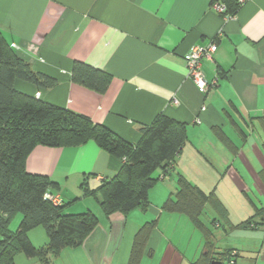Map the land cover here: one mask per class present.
Returning <instances> with one entry per match:
<instances>
[{"label":"crops","instance_id":"obj_1","mask_svg":"<svg viewBox=\"0 0 264 264\" xmlns=\"http://www.w3.org/2000/svg\"><path fill=\"white\" fill-rule=\"evenodd\" d=\"M0 30L36 71L59 80L42 90L18 83L22 90L88 115L130 142H137L140 127L159 114L186 123L188 140L163 180L177 184L179 172L202 188L195 181L222 174L240 181L243 190L247 179L256 180L264 192V0H244L230 18L212 0H0ZM213 41L218 46L213 59L203 61L211 87L203 94L188 77L186 55ZM77 60L113 76L105 93L72 81ZM119 165L92 140L79 146L38 145L28 155L29 172L60 183L55 193L66 212L91 210L99 218L82 246L64 249L49 264H128L135 234L154 219L159 221L149 242L154 254L142 264H191L204 251L202 234L186 216L162 209L177 189L169 192L156 184L148 211L110 217L93 196L82 197L85 177L91 189L97 188ZM21 218H14L12 229ZM40 228L29 233L36 246L48 240ZM15 262L44 264L22 253Z\"/></svg>","mask_w":264,"mask_h":264},{"label":"trees","instance_id":"obj_2","mask_svg":"<svg viewBox=\"0 0 264 264\" xmlns=\"http://www.w3.org/2000/svg\"><path fill=\"white\" fill-rule=\"evenodd\" d=\"M216 2L226 7L220 13L223 17L234 16L241 6L240 0H212L213 4ZM13 44L0 30V264H16L15 257L20 253L49 264L64 249L82 246L99 224V218L91 210L66 212L62 199L56 205L46 197L49 193L58 195L55 192L61 186L48 175L27 170V157L34 147L79 146L95 141L120 165L116 175L102 181L97 188L91 189L85 177L80 185L82 197L93 196L107 217L116 212L127 215L137 208L148 211L150 190L175 169L177 157L188 140V127L159 114L152 123L140 127L137 142H130L88 115L19 88L18 83L23 82L37 90L48 89L57 86L59 80L36 71ZM112 78L106 70L79 60L74 63L71 76L73 82L99 93L108 90ZM216 131L224 143L230 144L223 131ZM157 170L160 173L155 176ZM176 175L177 191L170 194L162 209L186 216L202 234L204 251L191 264L214 261L238 264L236 249L219 250L213 228L223 227L226 232L264 228V207L248 219L234 223L215 190L206 192L183 174ZM209 204L219 216L211 225L201 219ZM17 215L22 218L18 227L12 229L11 223ZM257 215L261 221L255 220ZM158 225V219H154L138 229L128 264H142L145 257L153 256L149 242ZM39 226L45 229L48 240L36 246L29 233Z\"/></svg>","mask_w":264,"mask_h":264},{"label":"rangeland","instance_id":"obj_3","mask_svg":"<svg viewBox=\"0 0 264 264\" xmlns=\"http://www.w3.org/2000/svg\"><path fill=\"white\" fill-rule=\"evenodd\" d=\"M159 173L160 171L157 170L154 174L155 176H158ZM174 176L176 177L175 179H177V176ZM170 179L158 181L157 187L160 188V185H163L166 189H169V192L176 190V180L175 184L172 185L170 183ZM195 182L202 184V189L206 192H211L216 188L217 194L227 206L231 221L234 223H240L248 219L250 216L259 211L258 208H263L264 206V192L262 193L259 190L256 180L247 179L246 183L248 184V189L246 190H243L237 186L236 183L240 181H233L228 178H224L222 174L213 176V178L197 180ZM214 218H219V216L209 204L206 206L201 219L207 225H211V222ZM255 220L261 221V216L257 215ZM40 227V229H44L42 226ZM213 230L215 232L220 251L232 248L236 250L238 249L240 251L241 256L238 259L239 264H264L263 229L253 230L239 228L235 229L234 231L229 229V232H226L222 227L213 228ZM187 234L189 235L191 232L187 231ZM191 247H194V242H192ZM187 253H190V249L187 250ZM186 262L187 261H185L183 264H186Z\"/></svg>","mask_w":264,"mask_h":264},{"label":"built area","instance_id":"obj_4","mask_svg":"<svg viewBox=\"0 0 264 264\" xmlns=\"http://www.w3.org/2000/svg\"><path fill=\"white\" fill-rule=\"evenodd\" d=\"M240 1L243 2L244 0ZM213 5L219 13H223L226 10L225 5L221 2H216ZM13 46L15 49L20 48L17 43H14ZM217 48L218 46L216 42L213 41L204 45L194 46L186 55L188 77L195 83L199 91L203 94H206L211 87V83L207 79L206 73L203 70V61L212 60ZM46 197L56 205H59L62 202L59 195L49 193Z\"/></svg>","mask_w":264,"mask_h":264},{"label":"water","instance_id":"obj_5","mask_svg":"<svg viewBox=\"0 0 264 264\" xmlns=\"http://www.w3.org/2000/svg\"><path fill=\"white\" fill-rule=\"evenodd\" d=\"M213 264H222V263L218 261H214Z\"/></svg>","mask_w":264,"mask_h":264}]
</instances>
